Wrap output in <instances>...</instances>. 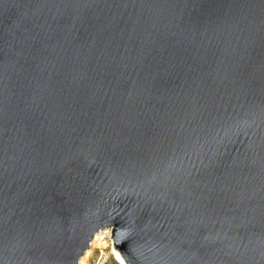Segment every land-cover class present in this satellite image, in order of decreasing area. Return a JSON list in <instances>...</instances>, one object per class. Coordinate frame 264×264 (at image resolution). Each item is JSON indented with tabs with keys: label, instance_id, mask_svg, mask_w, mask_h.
<instances>
[{
	"label": "water",
	"instance_id": "95a60500",
	"mask_svg": "<svg viewBox=\"0 0 264 264\" xmlns=\"http://www.w3.org/2000/svg\"><path fill=\"white\" fill-rule=\"evenodd\" d=\"M264 264V0H0V264Z\"/></svg>",
	"mask_w": 264,
	"mask_h": 264
},
{
	"label": "rangeland",
	"instance_id": "374dc122",
	"mask_svg": "<svg viewBox=\"0 0 264 264\" xmlns=\"http://www.w3.org/2000/svg\"><path fill=\"white\" fill-rule=\"evenodd\" d=\"M91 252L84 258L87 264H119L114 255V241L111 230L102 231L100 240L91 246Z\"/></svg>",
	"mask_w": 264,
	"mask_h": 264
},
{
	"label": "bare ground",
	"instance_id": "6f19581e",
	"mask_svg": "<svg viewBox=\"0 0 264 264\" xmlns=\"http://www.w3.org/2000/svg\"><path fill=\"white\" fill-rule=\"evenodd\" d=\"M102 231H104V230H102ZM102 231H100V232H98L96 234V236H95V238H94V240L92 242V246H94V244L97 243L100 240V237L102 235ZM90 252H91V250H88L85 253V255L83 256V258L81 259L79 264H87V263H85L84 258H86L89 255ZM114 255H115V258L117 259V261L119 262V264H127L126 261L124 260V258L122 257V255L120 254V252L118 250H114Z\"/></svg>",
	"mask_w": 264,
	"mask_h": 264
}]
</instances>
